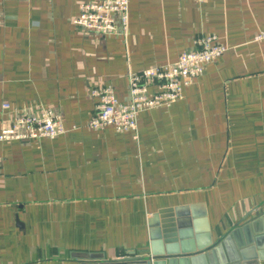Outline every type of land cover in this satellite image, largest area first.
Listing matches in <instances>:
<instances>
[{
	"label": "crops",
	"instance_id": "1",
	"mask_svg": "<svg viewBox=\"0 0 264 264\" xmlns=\"http://www.w3.org/2000/svg\"><path fill=\"white\" fill-rule=\"evenodd\" d=\"M90 1L0 0V131L48 109L66 127L0 142V264H116L148 247L157 212L196 242L197 221L216 236L264 207V0H130L127 31L106 35L74 23ZM208 34L228 49L181 99L136 132L89 127L95 90L127 102L130 73ZM251 233L264 252V217Z\"/></svg>",
	"mask_w": 264,
	"mask_h": 264
},
{
	"label": "built area",
	"instance_id": "2",
	"mask_svg": "<svg viewBox=\"0 0 264 264\" xmlns=\"http://www.w3.org/2000/svg\"><path fill=\"white\" fill-rule=\"evenodd\" d=\"M129 3L130 0H92L81 3L80 14L74 19V23L106 35L118 30L119 19L126 32ZM255 39L264 41V31L258 33ZM197 43L199 48L182 52L169 65L130 73V100L127 102L120 101L111 87L95 90L94 93L100 100L89 127L103 129L113 126L119 131L136 132L141 111L162 105L170 106L181 99L184 88L204 73L207 64L215 61L228 49L215 34L202 36ZM5 106L8 107L7 104ZM65 132L62 116L48 109L35 115H18L9 127L0 131V142L12 139L31 140Z\"/></svg>",
	"mask_w": 264,
	"mask_h": 264
},
{
	"label": "water",
	"instance_id": "3",
	"mask_svg": "<svg viewBox=\"0 0 264 264\" xmlns=\"http://www.w3.org/2000/svg\"><path fill=\"white\" fill-rule=\"evenodd\" d=\"M160 214L161 212L155 213L149 220L151 229L148 247L140 253L133 252L129 256L116 259V264H261V259H264V252L255 254L256 246L252 239H247L256 222L262 223L263 205H257L233 226L228 229L224 227L225 232L216 236L209 233L211 228L207 224L202 225L197 221L196 231L200 234L196 242L186 239L190 232L180 231L178 234L176 228L169 231L163 229ZM17 223L24 225L20 219Z\"/></svg>",
	"mask_w": 264,
	"mask_h": 264
}]
</instances>
